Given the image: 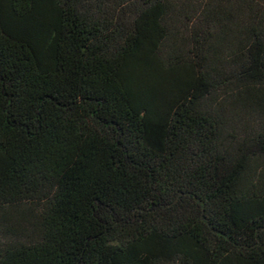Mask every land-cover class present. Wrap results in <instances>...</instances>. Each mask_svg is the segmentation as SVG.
<instances>
[{
  "label": "trees",
  "instance_id": "trees-1",
  "mask_svg": "<svg viewBox=\"0 0 264 264\" xmlns=\"http://www.w3.org/2000/svg\"><path fill=\"white\" fill-rule=\"evenodd\" d=\"M0 264H264V0H0Z\"/></svg>",
  "mask_w": 264,
  "mask_h": 264
}]
</instances>
